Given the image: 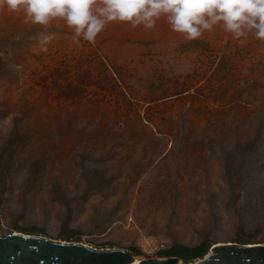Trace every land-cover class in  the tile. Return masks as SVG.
<instances>
[{
	"label": "rangeland",
	"instance_id": "obj_1",
	"mask_svg": "<svg viewBox=\"0 0 264 264\" xmlns=\"http://www.w3.org/2000/svg\"><path fill=\"white\" fill-rule=\"evenodd\" d=\"M43 31L0 11L1 235L147 261L264 243V42L164 17L78 43L56 18L46 51Z\"/></svg>",
	"mask_w": 264,
	"mask_h": 264
},
{
	"label": "clouds",
	"instance_id": "obj_2",
	"mask_svg": "<svg viewBox=\"0 0 264 264\" xmlns=\"http://www.w3.org/2000/svg\"><path fill=\"white\" fill-rule=\"evenodd\" d=\"M0 9L43 26L38 43L45 51L54 38L47 28L56 18L66 21L77 43L95 42L110 22L153 29L161 17L189 41L219 25L241 44L249 36L264 42V0H0Z\"/></svg>",
	"mask_w": 264,
	"mask_h": 264
},
{
	"label": "water",
	"instance_id": "obj_3",
	"mask_svg": "<svg viewBox=\"0 0 264 264\" xmlns=\"http://www.w3.org/2000/svg\"><path fill=\"white\" fill-rule=\"evenodd\" d=\"M195 264H264V243H219ZM178 258L140 260L138 264H178ZM125 250L94 249L84 244L12 232L0 234V264H135Z\"/></svg>",
	"mask_w": 264,
	"mask_h": 264
},
{
	"label": "trees",
	"instance_id": "obj_4",
	"mask_svg": "<svg viewBox=\"0 0 264 264\" xmlns=\"http://www.w3.org/2000/svg\"><path fill=\"white\" fill-rule=\"evenodd\" d=\"M211 247L204 245L197 248L178 247L173 249L172 254L174 255L169 256L179 257L181 260L187 263L196 259H203Z\"/></svg>",
	"mask_w": 264,
	"mask_h": 264
},
{
	"label": "bare ground",
	"instance_id": "obj_5",
	"mask_svg": "<svg viewBox=\"0 0 264 264\" xmlns=\"http://www.w3.org/2000/svg\"><path fill=\"white\" fill-rule=\"evenodd\" d=\"M0 11L1 12H3L4 13V15H6L7 17H8V19H11V18H13V17H16V19H18L19 21H21V23L23 22V23H27L26 21H25V18H24V15H23V13H14V12H10V11H7V10H5V9H0ZM22 18V19H21ZM41 48H40V46H39V50H40ZM42 51V50H41ZM23 79H24V81L27 83L28 82V76L26 75V76H24L23 77ZM31 83V82H30ZM24 86H25V84H24ZM23 88V87H22ZM21 89V88H20ZM19 90V89H18ZM19 97H20V95H19V93L16 91V90H14L13 91V102L14 103H16L17 101H18V99H19ZM139 259L138 258H136V262H135V264H138L139 263Z\"/></svg>",
	"mask_w": 264,
	"mask_h": 264
}]
</instances>
